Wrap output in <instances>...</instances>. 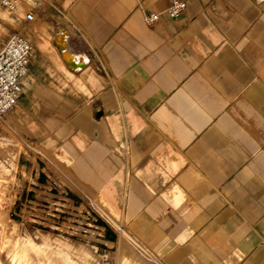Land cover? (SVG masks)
<instances>
[{
    "label": "crops",
    "instance_id": "1",
    "mask_svg": "<svg viewBox=\"0 0 264 264\" xmlns=\"http://www.w3.org/2000/svg\"><path fill=\"white\" fill-rule=\"evenodd\" d=\"M171 1L36 9L11 111L66 163L30 160V188L102 198L139 245L105 220L97 250L124 263L264 264V0H186L145 23Z\"/></svg>",
    "mask_w": 264,
    "mask_h": 264
},
{
    "label": "rangeland",
    "instance_id": "2",
    "mask_svg": "<svg viewBox=\"0 0 264 264\" xmlns=\"http://www.w3.org/2000/svg\"><path fill=\"white\" fill-rule=\"evenodd\" d=\"M51 4L42 2L39 7L43 10ZM27 10L28 6L10 13L0 7V46L31 23L25 18ZM39 19L37 15L35 21ZM57 153L54 142L34 143L27 126L12 111L0 118V180L9 181L12 195L9 200L0 196V264H137L139 259L124 263L97 250L106 235L105 220L127 244L139 245L120 214L110 210L102 198L78 199L49 176L37 189L30 188L35 186L30 160L42 158L44 165L64 166L66 158Z\"/></svg>",
    "mask_w": 264,
    "mask_h": 264
},
{
    "label": "built area",
    "instance_id": "3",
    "mask_svg": "<svg viewBox=\"0 0 264 264\" xmlns=\"http://www.w3.org/2000/svg\"><path fill=\"white\" fill-rule=\"evenodd\" d=\"M55 0H0V7L16 12L28 6L25 18L36 19V9L42 2L52 3ZM186 0H172L162 11H152L144 15L148 25L168 18H179L187 9ZM34 52V45L25 31H16L0 46V118L10 112L24 92V79L28 74Z\"/></svg>",
    "mask_w": 264,
    "mask_h": 264
},
{
    "label": "bare ground",
    "instance_id": "4",
    "mask_svg": "<svg viewBox=\"0 0 264 264\" xmlns=\"http://www.w3.org/2000/svg\"><path fill=\"white\" fill-rule=\"evenodd\" d=\"M65 33H63L62 34V37H61V39H62V42H64V39H65ZM65 49V46H64V43H63V50ZM16 178V177H15ZM14 178V179H15ZM8 181V180H7ZM9 182V181H8ZM8 182H2L1 180H0V196H1V198H6L5 200H9L10 199V197L9 196H12V195H10V191L8 190V187L10 186V184L9 185H7V183ZM2 215H4V214H2ZM0 218H2V217H0ZM3 222V221H2ZM7 222V221H6ZM5 222V223H6ZM8 225V224H7ZM9 226V225H8ZM7 227V226H6ZM86 251V250H85ZM78 252V251H77ZM78 254H80V253H78Z\"/></svg>",
    "mask_w": 264,
    "mask_h": 264
},
{
    "label": "water",
    "instance_id": "5",
    "mask_svg": "<svg viewBox=\"0 0 264 264\" xmlns=\"http://www.w3.org/2000/svg\"><path fill=\"white\" fill-rule=\"evenodd\" d=\"M62 37V34H59V38H61ZM61 47H62V49H63V42H62V44L60 45ZM65 46V45H64ZM65 50V49H64ZM66 54H68V55H70L69 53H67L66 52Z\"/></svg>",
    "mask_w": 264,
    "mask_h": 264
}]
</instances>
